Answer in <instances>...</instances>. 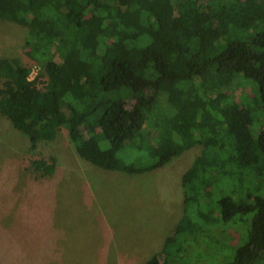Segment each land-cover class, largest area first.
<instances>
[{
    "label": "trees",
    "instance_id": "1",
    "mask_svg": "<svg viewBox=\"0 0 264 264\" xmlns=\"http://www.w3.org/2000/svg\"><path fill=\"white\" fill-rule=\"evenodd\" d=\"M0 20L28 30L29 61L0 58V114L30 150L65 130L81 159L137 174L201 147L184 213L143 264H178L192 236L239 215L251 222L226 264H264V0H0Z\"/></svg>",
    "mask_w": 264,
    "mask_h": 264
},
{
    "label": "rangeland",
    "instance_id": "2",
    "mask_svg": "<svg viewBox=\"0 0 264 264\" xmlns=\"http://www.w3.org/2000/svg\"><path fill=\"white\" fill-rule=\"evenodd\" d=\"M27 34L26 26L0 20V58L28 62ZM200 151L193 147L149 172L110 171L81 159L65 130L30 150L28 136L0 114V253H24L25 264H143L161 251L182 217V174ZM36 159H55V171L42 176ZM220 186L226 193L236 189ZM219 196L215 189L210 204ZM250 222L251 215L221 220L192 236L193 248L176 262L226 264Z\"/></svg>",
    "mask_w": 264,
    "mask_h": 264
}]
</instances>
